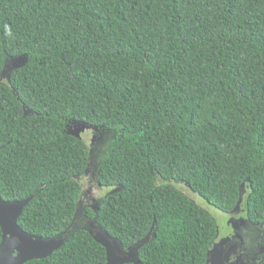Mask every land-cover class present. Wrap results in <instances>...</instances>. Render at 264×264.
Returning <instances> with one entry per match:
<instances>
[{
    "label": "trees",
    "instance_id": "16d2710c",
    "mask_svg": "<svg viewBox=\"0 0 264 264\" xmlns=\"http://www.w3.org/2000/svg\"><path fill=\"white\" fill-rule=\"evenodd\" d=\"M0 199L33 198L18 219L51 239L76 216L89 146L69 122L111 130L86 217L140 264H207L217 221L245 184L264 221V0H0ZM27 111L32 113L26 114ZM3 232L0 226V245ZM25 264H107L85 230Z\"/></svg>",
    "mask_w": 264,
    "mask_h": 264
},
{
    "label": "water",
    "instance_id": "95a60500",
    "mask_svg": "<svg viewBox=\"0 0 264 264\" xmlns=\"http://www.w3.org/2000/svg\"><path fill=\"white\" fill-rule=\"evenodd\" d=\"M9 61L10 63L7 61L2 72L4 73L7 71L8 78L10 73L25 65L26 58L25 56H19L12 58ZM30 113L32 112L26 110V114ZM74 123L75 131L67 133L78 139H82L81 133L85 130H98L96 126H91L84 122L76 121ZM245 194L246 190L244 184L241 187L240 201L234 212L238 211ZM32 198L33 196L18 202H4L0 199V226L3 232V240L0 245V264H25L32 260L47 258L54 251L63 246L66 240L78 230H85L89 232L94 240L105 248L107 252V264H140L138 252L150 241L153 231H151L144 240L128 250H125L117 239L110 236L101 227H99V225H97L96 220H90L87 226H75L74 222L79 215V210L77 209L76 216L71 227L63 234L51 239L34 237L23 231L17 223L25 206ZM227 240V238H221L220 229L217 224V236L212 246V250L208 253L207 264H238L228 263V257L224 255L223 247Z\"/></svg>",
    "mask_w": 264,
    "mask_h": 264
},
{
    "label": "flooded vegetation",
    "instance_id": "af4514ba",
    "mask_svg": "<svg viewBox=\"0 0 264 264\" xmlns=\"http://www.w3.org/2000/svg\"><path fill=\"white\" fill-rule=\"evenodd\" d=\"M6 78L8 79V72H4L0 75V80ZM76 121L69 122L66 125V131L72 132ZM98 130L106 133L107 136H110L111 139L108 140L107 146L103 152L93 153L90 148V158L88 168L82 179L89 180V184L95 182L97 189L103 191V196L95 198L91 196V201L87 205H83L81 201L86 197L87 192L83 188V194L79 203V215L76 218L74 225L78 227L87 226L90 219L86 217V210L91 209L96 212L99 208L100 201L103 197L109 194L112 189L103 187L98 182V173L101 168L102 163L104 162L105 151L108 148L109 144L114 140L115 135L111 130H108L104 127H97ZM113 136V137H112ZM104 140L99 143V146L102 147ZM83 187V185H82ZM92 191V190H91ZM246 196L245 194L241 206L238 211L227 214L229 219V230L227 242L223 247L224 255L228 257V263H238V264H264V221L257 222L252 220L249 217V211L246 205ZM213 248V247H212ZM211 248V250H212Z\"/></svg>",
    "mask_w": 264,
    "mask_h": 264
},
{
    "label": "rangeland",
    "instance_id": "374dc122",
    "mask_svg": "<svg viewBox=\"0 0 264 264\" xmlns=\"http://www.w3.org/2000/svg\"><path fill=\"white\" fill-rule=\"evenodd\" d=\"M6 78H4L5 80ZM73 131H75V126L73 128ZM113 137V136H112ZM81 138L87 143L90 148L92 149L93 153L103 152L104 149L107 146L108 140L111 139L110 136H107L106 133L102 131H93V130H85L81 133ZM104 140V143L102 147L99 146V143H101ZM105 158V156H102V159ZM81 184L83 185L84 190L87 192L86 197L81 201L83 205H87L91 201L92 198H99V196H103V191H100L97 189L95 182H92L89 184V180L82 179ZM171 186H174L181 190L190 200H192L197 206L207 211L214 219H216L217 224L220 229V235L221 238H227L228 237V230H229V219L228 215L221 212L220 210L216 209L215 207L209 205L204 199H202L198 194L194 193L187 184L182 182H171ZM92 190V191H91Z\"/></svg>",
    "mask_w": 264,
    "mask_h": 264
}]
</instances>
